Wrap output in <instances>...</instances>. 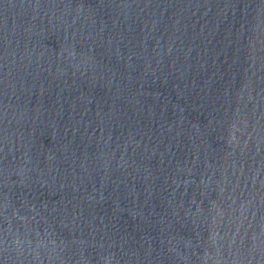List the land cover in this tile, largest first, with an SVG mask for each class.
<instances>
[{
    "label": "water",
    "instance_id": "obj_1",
    "mask_svg": "<svg viewBox=\"0 0 264 264\" xmlns=\"http://www.w3.org/2000/svg\"><path fill=\"white\" fill-rule=\"evenodd\" d=\"M0 264H264V0H0Z\"/></svg>",
    "mask_w": 264,
    "mask_h": 264
}]
</instances>
